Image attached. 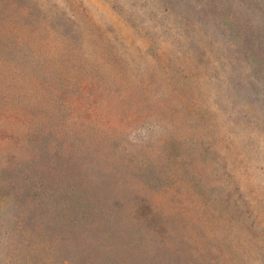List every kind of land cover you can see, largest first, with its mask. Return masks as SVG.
<instances>
[{
	"label": "rangeland",
	"instance_id": "rangeland-1",
	"mask_svg": "<svg viewBox=\"0 0 264 264\" xmlns=\"http://www.w3.org/2000/svg\"><path fill=\"white\" fill-rule=\"evenodd\" d=\"M0 264H264V0H0Z\"/></svg>",
	"mask_w": 264,
	"mask_h": 264
}]
</instances>
